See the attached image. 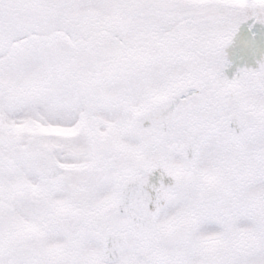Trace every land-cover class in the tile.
Wrapping results in <instances>:
<instances>
[{
  "label": "snow or ice",
  "instance_id": "1",
  "mask_svg": "<svg viewBox=\"0 0 264 264\" xmlns=\"http://www.w3.org/2000/svg\"><path fill=\"white\" fill-rule=\"evenodd\" d=\"M0 264H264V0H0Z\"/></svg>",
  "mask_w": 264,
  "mask_h": 264
}]
</instances>
